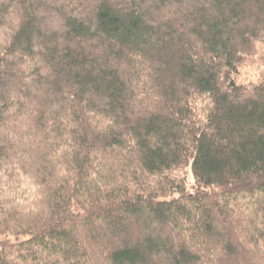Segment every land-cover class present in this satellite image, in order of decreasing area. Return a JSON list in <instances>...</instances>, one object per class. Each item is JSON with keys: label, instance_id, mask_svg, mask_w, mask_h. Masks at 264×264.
Segmentation results:
<instances>
[{"label": "trees", "instance_id": "obj_1", "mask_svg": "<svg viewBox=\"0 0 264 264\" xmlns=\"http://www.w3.org/2000/svg\"><path fill=\"white\" fill-rule=\"evenodd\" d=\"M259 44L264 0H0V264H264Z\"/></svg>", "mask_w": 264, "mask_h": 264}, {"label": "rangeland", "instance_id": "obj_2", "mask_svg": "<svg viewBox=\"0 0 264 264\" xmlns=\"http://www.w3.org/2000/svg\"><path fill=\"white\" fill-rule=\"evenodd\" d=\"M259 55L256 57V62L254 64H248L243 66L238 70V73L235 75L236 79L239 82H250L256 81L259 79L264 72V44L258 45ZM182 172V171H181ZM193 183L192 175H188V183L191 185Z\"/></svg>", "mask_w": 264, "mask_h": 264}]
</instances>
